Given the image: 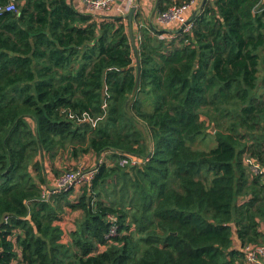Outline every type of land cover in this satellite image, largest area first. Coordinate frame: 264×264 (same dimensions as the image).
I'll use <instances>...</instances> for the list:
<instances>
[{
	"label": "trees",
	"instance_id": "obj_1",
	"mask_svg": "<svg viewBox=\"0 0 264 264\" xmlns=\"http://www.w3.org/2000/svg\"><path fill=\"white\" fill-rule=\"evenodd\" d=\"M185 1L156 0V13ZM9 2L0 264H246L243 247L264 244V176L250 169L264 171V0H205L187 31L136 9V54L126 16ZM65 150L110 154L72 197L48 183ZM69 211L64 242L55 222Z\"/></svg>",
	"mask_w": 264,
	"mask_h": 264
},
{
	"label": "built area",
	"instance_id": "obj_2",
	"mask_svg": "<svg viewBox=\"0 0 264 264\" xmlns=\"http://www.w3.org/2000/svg\"><path fill=\"white\" fill-rule=\"evenodd\" d=\"M116 0H82L85 10L90 13H97L109 9ZM198 0H188L181 4H172L166 10L157 14L158 23L163 26L173 25L174 28H179L183 25V31L189 30L191 22L186 24L193 7L197 5ZM15 4L9 2L5 6L0 7V14L6 11L15 10ZM162 37V36H161ZM98 163L89 170H83V168H77L75 170H65L60 174L55 175L52 181L53 191L67 190L73 188L77 190L81 188L86 182H89L97 171V166L106 161L105 155H99ZM135 163V160H132ZM250 169L254 173H260L264 176V171L254 163L250 165ZM112 220V225L107 233V236H113L116 234L117 225L115 219L110 215L108 216ZM244 258L246 264H264V244L261 245H246L243 247Z\"/></svg>",
	"mask_w": 264,
	"mask_h": 264
},
{
	"label": "rangeland",
	"instance_id": "obj_3",
	"mask_svg": "<svg viewBox=\"0 0 264 264\" xmlns=\"http://www.w3.org/2000/svg\"><path fill=\"white\" fill-rule=\"evenodd\" d=\"M156 25L158 27H162L161 23H157ZM202 118L204 119L203 116H202ZM208 123H209V121H208ZM211 126L212 125H210V127H209V125H208V132L211 133V134H213L216 131V128H215V125L214 124H213V129H211ZM214 143L215 142L213 141V139L207 138L205 140H197L196 143H195V145L197 147H199V148L200 147L201 148H204L206 145H213ZM99 155H105V156H107V162H109V158H108V155H110L109 152L108 153L107 152H103V153H101ZM99 155L98 154L96 155L93 152H89V153H86V154H80L79 153V154H77V156L74 157V156H71V154H69V152H67L65 150L62 153L61 152L58 153L54 157V161H53V164L52 165L54 166V169L58 171L57 172L58 174L61 173L62 171H65V170H75V169L80 168V167L83 168V170L86 171V170L91 169L92 166L94 167L95 164L98 163V160L100 158ZM247 161H248V159H246V163H247ZM124 162H125V160H122V161H120V164H122ZM49 169H51V168H49ZM51 174H52V176L55 174L53 172V170H50L49 171V175L48 176H51ZM48 180H49V177H48ZM48 183H49V181H48ZM119 186L120 185H118V187ZM116 189L118 191V188H116ZM81 190H82V188H78L76 191L73 190V192L71 193V196L70 197H72L73 195H76V194L80 193ZM46 192H48V190H47L46 187H44L43 194H45ZM112 196L114 198H118L119 193L116 192V191H114V192H112ZM78 213H79L78 211H75V212H70L69 211V213H66L60 220H57L55 222V223L59 224L61 226V228L64 230V234L62 236V241L67 242V241L70 240V238H69V232L74 229V221L77 218Z\"/></svg>",
	"mask_w": 264,
	"mask_h": 264
},
{
	"label": "crops",
	"instance_id": "obj_4",
	"mask_svg": "<svg viewBox=\"0 0 264 264\" xmlns=\"http://www.w3.org/2000/svg\"><path fill=\"white\" fill-rule=\"evenodd\" d=\"M202 0H198L197 5L193 7L191 14L195 9H197L200 5ZM69 2L72 3V5L80 12H87L85 10V6L82 2V0H69ZM137 3V9H139V16L138 20L143 23V22H151L153 24H157V13H156V0H116L115 3L107 10L101 11L104 13V15L108 16H126L127 12L129 11L130 7L132 4ZM190 14V15H191ZM162 25V24H161ZM157 26V25H156ZM164 28H173V25H168V26H163ZM161 27V28H162ZM96 157V156H95ZM93 168V166H92ZM49 175V174H48ZM49 177V183L52 185L53 177Z\"/></svg>",
	"mask_w": 264,
	"mask_h": 264
},
{
	"label": "water",
	"instance_id": "obj_5",
	"mask_svg": "<svg viewBox=\"0 0 264 264\" xmlns=\"http://www.w3.org/2000/svg\"><path fill=\"white\" fill-rule=\"evenodd\" d=\"M205 0H202L199 7L197 9H195L193 11V13L189 16V18L187 19L186 21V24L192 22V19L194 18V16L196 15L197 11L202 7V5L204 4ZM137 9V3L133 4L129 11L127 12L126 14V18H127V23H128V32H129V36H130V40H131V44L133 46V50H134V53L136 54V49H135V41H134V36H133V29H132V16H133V13L135 12V10ZM183 29V25L180 26L179 28L177 29H174V30H178V31H181ZM165 31V30H163ZM171 31V30H170ZM137 71L139 72V66H137ZM137 86V81H136V84L134 86V89L136 88ZM211 129H213V124H211Z\"/></svg>",
	"mask_w": 264,
	"mask_h": 264
},
{
	"label": "bare ground",
	"instance_id": "obj_6",
	"mask_svg": "<svg viewBox=\"0 0 264 264\" xmlns=\"http://www.w3.org/2000/svg\"><path fill=\"white\" fill-rule=\"evenodd\" d=\"M83 165V164H82Z\"/></svg>",
	"mask_w": 264,
	"mask_h": 264
}]
</instances>
